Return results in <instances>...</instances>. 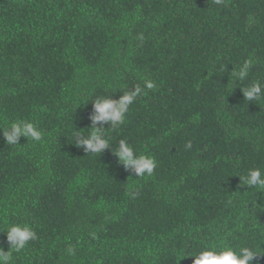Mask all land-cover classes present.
Returning <instances> with one entry per match:
<instances>
[{
	"label": "trees",
	"instance_id": "16d2710c",
	"mask_svg": "<svg viewBox=\"0 0 264 264\" xmlns=\"http://www.w3.org/2000/svg\"><path fill=\"white\" fill-rule=\"evenodd\" d=\"M253 82L264 86V0H0V127L44 133L16 146L0 133V231L37 235L11 264H193L188 254L213 246L264 255V189L243 184L264 172V96L241 91ZM136 85L125 122L96 125L110 148L76 147L93 100ZM122 139L155 158L151 175L118 163Z\"/></svg>",
	"mask_w": 264,
	"mask_h": 264
},
{
	"label": "clouds",
	"instance_id": "9594fccd",
	"mask_svg": "<svg viewBox=\"0 0 264 264\" xmlns=\"http://www.w3.org/2000/svg\"><path fill=\"white\" fill-rule=\"evenodd\" d=\"M220 2L221 0H217V3ZM252 63L251 60L245 61L238 70H233L231 76L235 80H245ZM145 86L148 89L155 87L151 81H145ZM133 88L134 91H124L119 99L102 96L93 100L94 114L90 117L92 129L87 138L81 132L76 133L74 143L76 147H82L85 153L90 154H101L105 149L110 148L109 139L106 138L105 131L97 128L96 125L110 124L112 129L122 125L125 122L130 106L143 92L139 85ZM241 91L244 99L248 101L259 100L264 96V86L259 82H253L248 87L241 89ZM0 133H2L6 144L11 146L18 145L21 137L27 140L31 139L33 142H41L44 137V133L34 123L26 120H16L6 127H0ZM111 151L117 157L118 163L123 165L126 170L130 169L136 177L151 175L157 166L154 157L136 154L135 149L127 140H120L115 150L111 148ZM243 184L253 189H264V172L259 168L250 169L243 178ZM0 233L6 234L7 243L10 246V250L7 252L0 248V264H11L13 251L20 252L29 241L37 239L36 232L27 224H12L6 230L0 231ZM68 253L70 255L74 254V250L69 247ZM260 256L264 255H260L258 251L246 246L239 248L238 251L231 247L217 250L213 246L206 247L199 253L188 254L187 257L192 259L193 264H254V261Z\"/></svg>",
	"mask_w": 264,
	"mask_h": 264
}]
</instances>
